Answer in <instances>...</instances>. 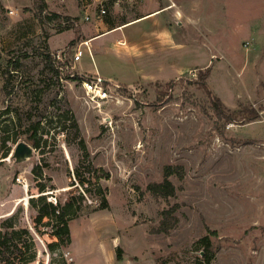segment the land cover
<instances>
[{
    "label": "rangeland",
    "instance_id": "rangeland-1",
    "mask_svg": "<svg viewBox=\"0 0 264 264\" xmlns=\"http://www.w3.org/2000/svg\"><path fill=\"white\" fill-rule=\"evenodd\" d=\"M42 1V15L61 17L0 0V64L23 63L8 96L0 77V198L11 204L0 221L29 230V263L264 264V0ZM95 76L107 99L86 94ZM37 119L34 147L23 129ZM21 140L33 156L15 163ZM164 179L172 195L150 188ZM50 192L78 199L71 249L48 248L54 218L34 222L29 198Z\"/></svg>",
    "mask_w": 264,
    "mask_h": 264
},
{
    "label": "trees",
    "instance_id": "trees-1",
    "mask_svg": "<svg viewBox=\"0 0 264 264\" xmlns=\"http://www.w3.org/2000/svg\"><path fill=\"white\" fill-rule=\"evenodd\" d=\"M37 8V15L42 18L54 19L60 18V14L58 13H51L49 15L43 14V11L46 10V4L44 1L34 0ZM140 16L136 17L139 18ZM64 21L69 22L70 18L68 16L62 17ZM123 24L126 21L122 22ZM112 25V24H110ZM114 25H112L113 27ZM41 58L45 61L44 68L51 72L52 75L59 77V66L55 65V61L51 53L44 49L43 53H39ZM27 57V54L24 55ZM4 66L0 64V77L3 80V92L5 95L8 96L11 92H13L15 87V78L18 76V72L22 69L23 63L20 60L19 56L13 55L10 56L8 59L6 58L4 62ZM38 91V89L36 90ZM257 113L254 110L248 111V113L241 116L242 120L250 121L254 120L257 117ZM235 119L234 116L231 117ZM229 118V119H231ZM41 120L37 119L32 122H28V124L23 129V132L26 133L27 139L33 144L34 147H38L39 145V137H36L39 122ZM31 132L29 133V131ZM28 133V134H27ZM34 175L38 176L41 175V171L39 167L36 166L32 169ZM39 189H43L44 185L39 183ZM150 188L157 194L160 193L162 195H172L174 193L173 184L168 180L164 179L162 182L153 184ZM80 197V196H78ZM78 199L74 196L70 197V199L63 204L57 203L54 205L48 202L45 196L38 195L37 197L29 198V203L32 207L36 208L37 215L35 216L34 222L35 224L41 223L44 218H54L55 225L53 229V235L56 237V240L48 244V248H59L62 244L69 242L70 240V230H69V219L77 213V207L75 206V202ZM105 207L106 203L105 200L102 198L99 207ZM199 242L202 243L205 258L207 261L210 259V255L207 253L209 250V238L208 236H203L199 239ZM35 258V248H34V241L31 236L29 230L25 227H18L14 226L13 217L9 216L6 218H2L0 221V264H27L34 260ZM116 258L120 259L118 253H116ZM65 264V262H63Z\"/></svg>",
    "mask_w": 264,
    "mask_h": 264
},
{
    "label": "built area",
    "instance_id": "built-area-1",
    "mask_svg": "<svg viewBox=\"0 0 264 264\" xmlns=\"http://www.w3.org/2000/svg\"><path fill=\"white\" fill-rule=\"evenodd\" d=\"M104 12H105V9H104V5L102 4L101 8H100V13L103 14ZM9 13L12 14L13 10L9 9ZM85 18L88 19V16H85ZM81 54H82V50L80 48H77V50L74 53V57H73L74 60H78L80 58ZM101 82H102V79L99 76H95L91 80H83V82H82L83 88L85 89V92L89 96V99L91 101H101L103 99H107L106 90L103 88ZM16 181L18 183H20L24 189H26L27 184H26V182H24V180L17 177ZM48 195H49V196H47L48 202H50L54 205H57L58 201H57L56 196L54 194H52L51 192ZM51 237L53 238V235H51ZM54 238L56 240L55 236H54ZM64 255L68 259L72 260V256H71L69 250L64 252Z\"/></svg>",
    "mask_w": 264,
    "mask_h": 264
},
{
    "label": "water",
    "instance_id": "water-1",
    "mask_svg": "<svg viewBox=\"0 0 264 264\" xmlns=\"http://www.w3.org/2000/svg\"><path fill=\"white\" fill-rule=\"evenodd\" d=\"M33 156V147L21 140L18 141L8 158L13 159L15 163H22L27 161Z\"/></svg>",
    "mask_w": 264,
    "mask_h": 264
},
{
    "label": "crops",
    "instance_id": "crops-1",
    "mask_svg": "<svg viewBox=\"0 0 264 264\" xmlns=\"http://www.w3.org/2000/svg\"><path fill=\"white\" fill-rule=\"evenodd\" d=\"M158 9H152L151 11H149L148 13H146L145 15H140V17L142 16H146L150 13H153V12H157ZM139 17V18H140ZM136 19V18H135ZM133 21V20H131ZM129 21V22H131ZM128 23V22H127ZM119 29V28H118ZM114 29H111L110 31H105L103 33H99V34H95L93 36H91V38L93 37H96V36H99L100 34H107L111 31H113ZM121 40V39H120ZM118 42V41H117ZM16 203V202H15ZM13 207V206H12ZM9 209H11V204L9 203V200L7 198H0V217H3V216H6V215H9L11 212H9ZM69 230H70V244H69V247L71 249V244H72V237H71V226L69 225ZM71 252V250H69ZM72 254V253H71ZM72 256V255H71ZM72 260H74L73 256H72ZM27 264H33V263H27Z\"/></svg>",
    "mask_w": 264,
    "mask_h": 264
}]
</instances>
